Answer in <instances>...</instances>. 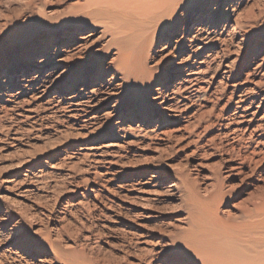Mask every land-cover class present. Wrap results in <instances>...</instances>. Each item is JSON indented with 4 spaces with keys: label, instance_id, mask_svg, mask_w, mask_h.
I'll return each instance as SVG.
<instances>
[{
    "label": "rangeland",
    "instance_id": "obj_1",
    "mask_svg": "<svg viewBox=\"0 0 264 264\" xmlns=\"http://www.w3.org/2000/svg\"><path fill=\"white\" fill-rule=\"evenodd\" d=\"M82 2L0 0V264H264L183 239L264 229V0L171 3L127 77Z\"/></svg>",
    "mask_w": 264,
    "mask_h": 264
},
{
    "label": "bare ground",
    "instance_id": "obj_2",
    "mask_svg": "<svg viewBox=\"0 0 264 264\" xmlns=\"http://www.w3.org/2000/svg\"><path fill=\"white\" fill-rule=\"evenodd\" d=\"M178 1L179 0H83L80 5L76 6L68 14H70L71 17L75 19L90 21L94 17H100L101 13L99 14V12L102 11L101 8H103L102 4L104 2H108L110 4V7H112V5H116L120 9L121 13L119 14L121 15L119 19L117 18L119 21L118 26L114 28L112 25L108 30L111 33L112 37L115 39L117 38L118 40L116 44L119 51L118 60L125 70V76L127 77L129 71V47L133 42L136 41V35L138 34L136 26H149L151 21L153 20L152 18L162 19L164 15V9L171 3L177 5ZM108 13L114 14L111 12ZM37 16L39 19L50 21V18L46 17L43 13H38ZM112 19L113 16H110V21H112ZM107 22H109V20ZM175 92L172 91L166 94V97H168V101H174V99L176 98ZM107 94H110V90L109 92L107 91ZM238 98L239 102L243 101L242 94H240ZM237 106H240V104ZM192 219L193 220H191L189 228L183 234V239H185L189 243L190 247L195 248V251H197L196 248L198 247H207V249L221 252L222 255L226 252H240L245 254L248 253V255H250L255 260V263L257 261L258 263H260V261L264 259V229H260V222L254 220V218L248 219L242 224L236 226L219 224L213 220L206 222V225L204 226L206 227V229H204V227L200 228V226L196 224L197 221L194 220V216ZM204 220L207 221V219L205 218ZM197 228H200L201 231L200 229L197 230ZM217 239H221V241L217 242Z\"/></svg>",
    "mask_w": 264,
    "mask_h": 264
},
{
    "label": "snow or ice",
    "instance_id": "obj_3",
    "mask_svg": "<svg viewBox=\"0 0 264 264\" xmlns=\"http://www.w3.org/2000/svg\"><path fill=\"white\" fill-rule=\"evenodd\" d=\"M164 264H185V262L183 261L182 258L177 256V257H173V258H171L169 260H165Z\"/></svg>",
    "mask_w": 264,
    "mask_h": 264
}]
</instances>
